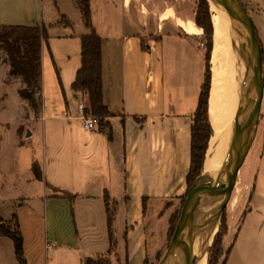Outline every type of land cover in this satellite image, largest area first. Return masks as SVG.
Listing matches in <instances>:
<instances>
[{
    "label": "crops",
    "instance_id": "1",
    "mask_svg": "<svg viewBox=\"0 0 264 264\" xmlns=\"http://www.w3.org/2000/svg\"><path fill=\"white\" fill-rule=\"evenodd\" d=\"M262 4L263 9V0ZM89 10L102 40V99L112 114L103 127L92 131L83 129L74 116L76 104L85 96L73 92L71 84L80 67V37L88 33L75 2L0 0V25L46 27L40 95L43 64L49 55L62 84L56 107L62 116L64 111L72 114L61 119L79 124H50L49 134L43 128V147L50 162L35 160L31 165L39 166L43 180L38 182L45 181L51 192L45 190L29 209L22 201L14 213L26 264H83L97 257H105L107 264H124L125 259L127 264L149 262L168 239L171 218L187 191L191 128L205 61L198 47L201 30L189 34L178 20L195 26L194 14L164 10L156 25L149 26L146 17L134 10L132 0H89ZM61 16L70 27L58 25ZM164 48L172 72L166 82ZM54 117L41 120L54 123ZM205 156L206 151L200 173ZM62 162H68V168L77 164V171L68 174L70 186L49 180L64 173ZM80 166L87 170L78 171ZM243 191L247 196L249 188L225 208V264H264V205L246 206ZM59 192L71 195V200L59 197ZM106 197L113 213L112 248ZM159 232L160 241L156 239ZM0 264H18L12 241L5 237H0Z\"/></svg>",
    "mask_w": 264,
    "mask_h": 264
},
{
    "label": "rangeland",
    "instance_id": "2",
    "mask_svg": "<svg viewBox=\"0 0 264 264\" xmlns=\"http://www.w3.org/2000/svg\"><path fill=\"white\" fill-rule=\"evenodd\" d=\"M197 3L198 0H132L134 10L138 9V11L141 12L140 15L146 17L149 26H152L154 24L156 25V19L158 17V14L168 9H172V11L174 10L173 13H179L189 17L194 14L193 23L195 25V12ZM206 3L208 6V14L211 21V13L209 11V3L207 0ZM259 3L263 5L262 0H250V2H246V0H241V4L245 7L248 15L252 20V24L254 26L260 45L262 64L264 67V8H260ZM166 15L167 14H165L163 17H165ZM178 25L189 34H197L198 31L200 32L201 30L200 39L198 40V47L203 51V53H205V39L203 36V30L200 28H196V25L193 26L189 22H184L181 20H178ZM211 40L212 45L209 56L211 72L209 100L212 97L211 92L213 87L211 64L213 46V26ZM237 42L244 44V39L242 35L238 33L237 36H235V43L233 46V50L231 51V57H229L230 55L228 56L227 67L228 70L230 69V71H233L236 74L241 90L242 88L246 90L248 89V87L243 75L244 69L240 65L237 58ZM243 50L245 51L244 53L246 54L247 58L248 50L246 49L245 45L243 46ZM167 56L168 54L166 52V49L164 48L163 69L165 82L169 79L170 73H172L169 72V63ZM8 70L9 66L6 54L4 50L0 48V225H10V227L13 229L14 219L12 218V214L17 212L19 203H21L22 201L25 202L24 205L26 208L34 206L33 204H35L36 201H40L42 199V195L45 190L46 192H51L50 188L46 186L45 181L39 183L33 178L32 172L30 170V165L35 160H37L40 164H42V162L45 163L46 161L50 162V159L46 154V149L45 147H43V128L47 129L46 133L49 134L50 124H55V126H61L63 124L69 125L78 123L70 121L68 122L66 120H63V118L61 119V117H63L62 110H58L56 107V95L59 94V89L61 92L62 84L59 81L58 72L56 71V68L53 65L49 55L45 57V61L43 64L44 92L40 100L42 107L41 109L43 113H34L26 104V102L19 97L17 91L23 87V83L19 77L10 76L8 74ZM254 72L255 65H253L251 69L250 76L253 77ZM229 75L230 74H228V76ZM234 93H237V88H234ZM83 95L85 96V99H83L82 102H85L88 106L87 97L85 94ZM222 95L223 97L220 100V103L222 104L220 105L221 108H226L228 106L227 100L229 95H226L225 93H222ZM250 95L252 97L251 100L253 101V91H250ZM234 96H236V94H234ZM235 100H237L236 97ZM236 102L237 105H239L238 100ZM226 109H224L223 111L221 110L223 119L228 116V111H226ZM208 111L210 121L211 112L209 109V101ZM54 115V123H50L49 121L43 122L41 120L42 117L45 119L47 117H53ZM62 164H64V173H59L58 176L50 178L49 180L54 181L56 184L61 183L70 186L71 176L68 174H70L72 170L77 171V164L73 162V167L70 168L66 167L69 164L68 162H62ZM86 170L87 168L83 166H80L78 168V171L80 172H85ZM58 171L61 170L59 169ZM47 174L50 175L48 172ZM238 174L239 178H237V180L235 181L234 187L231 192L230 200L227 204V208L229 207L230 202L233 201V198H237V196L240 197L242 190H245L246 186L249 188L247 196L246 192L243 191L245 198L247 197V202H245L246 206L251 208L264 205V91L255 138ZM252 189L254 190V192H252ZM250 192H252V194H250ZM249 197L251 198L248 200ZM215 201L216 199L212 202V207L209 208V206H207L202 213L204 214L208 210L214 211ZM182 205V202L178 204L171 218V230L168 239H165L163 247L159 249L156 256H153L149 259L148 264H158L161 258L164 256V253L171 240L175 225L178 221ZM225 214L226 209L224 210L219 220V223L215 225L218 227H216L211 245L209 246V248H207L205 252L206 262L211 259V264H216V261L217 264H220V261L224 257V251H222L219 259L215 260L216 255L214 256V254H212L210 248L212 247L215 237L219 232L223 216L226 218ZM148 216L149 213H147V217ZM204 218L199 219L197 222L203 221ZM156 239H158L159 241L161 240L160 232L158 233V236H156ZM207 242L208 238L206 237V243Z\"/></svg>",
    "mask_w": 264,
    "mask_h": 264
},
{
    "label": "trees",
    "instance_id": "3",
    "mask_svg": "<svg viewBox=\"0 0 264 264\" xmlns=\"http://www.w3.org/2000/svg\"><path fill=\"white\" fill-rule=\"evenodd\" d=\"M56 1V0H53ZM78 7L84 27L87 34L80 37V67L76 71L74 81L71 84V90L75 93H83L87 97L88 106L86 112L98 120V126L103 127V121L111 117L112 114L104 105L102 99V78H101V46L102 40L95 32L89 10V0H73ZM241 1V0H240ZM209 5V4H208ZM60 26L70 27L69 20L61 16L58 22ZM195 25L203 30L205 39L204 53V82L200 88L197 106L193 116L191 128V149H190V169L187 176V191L181 199L182 204L186 194L200 173L202 160L205 155L208 140L211 135V125L208 114L209 90L211 82V72L209 56L212 45V25L208 14L206 0H198L195 12ZM47 29L43 25L19 26V25H0V48L4 50L9 66L8 74L19 77L23 87L17 91L29 108L37 113L41 109V45L47 44ZM33 178L36 181H42L43 177L39 166L33 163L30 168ZM59 197L71 200L72 196L59 192ZM107 217L108 238L110 248L114 241L112 236V217L113 213L109 208L107 197L104 199ZM14 228L10 225H0V237L8 238L12 241L14 256L18 264H26L23 255V241L20 233L16 215L13 213ZM171 230L169 228L168 236ZM227 233L226 218L223 216L219 232L210 248L212 254L216 255L218 260L224 251V257L220 264H225L228 251L223 248V238ZM106 258H87L83 264H107ZM147 260L143 264H148ZM126 263V259L124 260ZM206 264H211L209 259ZM217 264V261H216Z\"/></svg>",
    "mask_w": 264,
    "mask_h": 264
},
{
    "label": "water",
    "instance_id": "4",
    "mask_svg": "<svg viewBox=\"0 0 264 264\" xmlns=\"http://www.w3.org/2000/svg\"><path fill=\"white\" fill-rule=\"evenodd\" d=\"M211 1L231 10V12L237 16L235 20L236 29H238V33L241 34L244 39V44L237 42V58L244 69L243 75L248 87L246 91L248 94H250V91H253L254 100L244 104L236 93V98L239 103L238 106H240L241 112L239 118L231 122V137L226 155V163L210 171L201 172L192 183L181 207L179 218L169 245L158 264H162L165 259L168 260L170 264H185V257L188 255L187 250L189 246L195 240L207 237L208 242L195 253L199 255L205 254L207 248H209L212 243L216 227H218L215 225L219 223L230 200L237 174L252 146L258 126L264 91V67L262 64L260 45L252 20L240 0ZM244 45L248 50L247 58L243 50ZM248 62L252 63V67L255 65L253 77L250 76L251 72L248 67ZM211 137H213L212 132L210 139ZM210 139L206 150V156L209 150ZM214 181L218 183L216 201L214 204L215 210H208L206 213H200L196 216L195 214L204 195L206 185ZM210 204L209 208L212 207V203ZM201 218H204L203 221L197 222ZM196 223L200 224L202 230L199 231L196 236L188 238L189 232Z\"/></svg>",
    "mask_w": 264,
    "mask_h": 264
},
{
    "label": "bare ground",
    "instance_id": "5",
    "mask_svg": "<svg viewBox=\"0 0 264 264\" xmlns=\"http://www.w3.org/2000/svg\"><path fill=\"white\" fill-rule=\"evenodd\" d=\"M209 3V11L211 13V22L213 26V46L211 55L212 79L213 87L211 99L209 100L210 124L213 137L209 143V150L206 156L204 171H210L213 168L226 163V155L231 137V122L238 119L241 108L235 100L234 88H237V94L244 104L251 102V95L239 86L238 78L233 71L228 70L227 60L231 57V51L235 43L238 29H236V14L231 10L207 0ZM239 34V33H238ZM231 59V58H230ZM234 61V60H233ZM232 61V62H233ZM248 67L252 69V63L248 62ZM228 74H230L228 76ZM235 80H234V77ZM225 93L228 96V106L221 108L222 99ZM226 105V104H225ZM226 109L228 116L223 119L222 111ZM222 110V111H221ZM209 112V111H208ZM213 128V129H212ZM214 130V132H213ZM233 155V154H231ZM230 155V156H231ZM217 182H210L206 185V189L202 200L198 206L195 215L202 213L210 203L216 198ZM202 230L200 224L196 223L189 232L188 238L196 236ZM206 243V238L195 240L188 248V255L185 257V264H206V255L195 254ZM193 253V254H192ZM162 264H170L168 260H164Z\"/></svg>",
    "mask_w": 264,
    "mask_h": 264
},
{
    "label": "built area",
    "instance_id": "6",
    "mask_svg": "<svg viewBox=\"0 0 264 264\" xmlns=\"http://www.w3.org/2000/svg\"><path fill=\"white\" fill-rule=\"evenodd\" d=\"M87 105H85L82 101H79L75 106V118L78 119L83 129L87 131L95 130L98 126V120L86 112ZM63 117L65 119L72 118V114L68 111L63 112Z\"/></svg>",
    "mask_w": 264,
    "mask_h": 264
}]
</instances>
